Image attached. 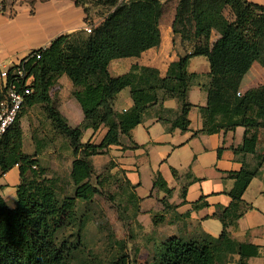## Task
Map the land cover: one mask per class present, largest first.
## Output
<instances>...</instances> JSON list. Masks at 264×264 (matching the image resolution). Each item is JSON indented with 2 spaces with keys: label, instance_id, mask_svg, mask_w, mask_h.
<instances>
[{
  "label": "trees",
  "instance_id": "16d2710c",
  "mask_svg": "<svg viewBox=\"0 0 264 264\" xmlns=\"http://www.w3.org/2000/svg\"><path fill=\"white\" fill-rule=\"evenodd\" d=\"M2 1L8 3V0ZM36 1L28 0L32 11ZM75 1L80 4L79 0ZM168 1L106 0L110 8L99 22H91V32L80 28L61 33L41 49L40 57L35 53L38 48L26 56L27 68L34 74V90L0 142L2 169L18 164L22 176L14 206H9L0 195V264H65L68 261L72 245L68 237H60L64 232V221L73 217L76 199H91L98 190L90 179L93 164L89 157L105 152L112 144H119L123 134L130 135L131 129L142 122L144 114L160 101L159 90L164 91L163 98L176 96L181 103L178 115L171 120L172 126L188 128V113L192 107L188 90L198 77L196 72L188 70L191 56L203 54L210 62L208 102L200 106L201 130L216 132L238 125L247 129L264 127V83L239 93L237 81L254 61L264 64L262 3L253 0H178L173 30L182 35L183 41L190 42L192 48L172 61L163 77L156 67L139 63H134L123 74H111L109 64L112 59L137 56L160 43L159 29L139 34L138 23L145 21L156 25ZM227 7L234 18L226 16L224 10ZM202 17H207L208 28L200 31ZM211 28L217 29L220 35L208 45L201 37L210 36ZM63 73L73 81V94L84 111L83 120L76 126L68 123L57 110L58 100L50 94L53 84ZM217 75L231 77L234 81L218 82ZM126 86L131 87L134 103L126 110H117L114 106L116 94ZM0 91L1 101L4 96L1 86ZM35 103L46 104L61 132L70 138L76 155L71 169L75 193L64 201H60L55 193L54 180L47 183L27 175L36 167L37 159L34 153L23 149L24 128L19 119L25 107ZM162 110L169 109L162 107ZM102 125L107 126V131L100 142L81 141L83 130L92 128L95 131ZM255 139L256 136L251 135V151H255ZM258 156L263 165L264 154ZM258 174L259 165H244L230 173L235 178L229 190L232 200L217 212L223 222L218 235L202 232L190 238L170 236L160 241L152 258L144 264H229L233 261L246 264L251 256L259 255V244L238 240L229 229L230 225L237 224L248 207L242 195ZM154 186L171 192L160 172L156 174ZM131 196L135 205L134 193ZM127 262V255L122 253L108 264Z\"/></svg>",
  "mask_w": 264,
  "mask_h": 264
},
{
  "label": "crops",
  "instance_id": "0c3cea01",
  "mask_svg": "<svg viewBox=\"0 0 264 264\" xmlns=\"http://www.w3.org/2000/svg\"><path fill=\"white\" fill-rule=\"evenodd\" d=\"M253 1L264 4V0ZM0 4V63L12 64L22 60L32 50L47 46L55 36L83 28L87 22L85 9L75 0H37L33 11L28 0L18 3L8 0L7 4L0 0ZM173 20L164 28L160 23L159 44L137 56L112 59L109 64L111 74H123L134 63H139L156 67L160 76H166L170 63L192 48L190 42L183 41L180 33L174 32ZM188 70L198 74L188 90V100L192 103L188 128L172 126L171 120L178 115L181 103L176 96L163 98L164 91L159 90L160 101L156 105H160V109H169L167 114L160 111L152 115L145 113L142 122L131 129L130 135L123 134L119 144L111 145L113 150L117 149L119 165L125 169L126 180L135 195L136 218L141 224L154 226L157 233L167 235L160 240L170 236L190 238L202 232L218 235L223 229V222L217 212L232 200L229 190L235 178L230 173L244 165L253 167L251 165L256 162V156L264 154L263 126L247 129L238 125L216 132L201 130L203 118L200 106L208 102V57L203 54L191 56ZM216 80L234 81L223 75H217ZM237 81L243 90L264 83V64L254 61ZM74 87L71 78L63 73L53 84L50 94L58 100L57 110L68 122L73 113H81L79 124L84 111L73 94ZM133 103L130 86L116 94L114 106L117 110H126ZM87 130L93 132L92 128ZM251 135L256 136L254 152L250 150ZM23 149L27 153L36 152L35 146L32 149L31 145H27L25 131ZM36 153L39 155V152ZM143 156L150 164V177L153 179L151 190L146 194L139 192L142 185L139 161L144 159ZM158 172L167 181L171 192L154 186ZM21 179L20 165L14 164L6 170L0 165V195L9 206L16 204L17 186ZM242 200L248 207L237 224L229 226L231 235L260 245V254L251 256L246 264H264V173L260 172L252 178Z\"/></svg>",
  "mask_w": 264,
  "mask_h": 264
},
{
  "label": "rangeland",
  "instance_id": "374dc122",
  "mask_svg": "<svg viewBox=\"0 0 264 264\" xmlns=\"http://www.w3.org/2000/svg\"><path fill=\"white\" fill-rule=\"evenodd\" d=\"M19 1L16 0L17 3ZM79 3L86 11L87 22H99L110 8L106 0H79ZM176 3L177 0L167 2L156 25L139 21V34L160 30V23L161 28L169 25L175 18ZM224 11L228 18H234L229 7ZM207 23V17H202L200 31L208 28ZM219 35L217 29L211 28L210 36L203 35L201 39L203 43L210 45ZM1 90L3 91L2 88ZM239 91L246 90L239 86ZM159 107L160 105L152 106L146 114L152 115L156 111L167 114V111ZM80 114L73 113L68 123L76 126ZM19 120L24 127L27 145H31L32 149L35 146L36 152H39V155L34 152L37 163L36 167L28 171V177H36L47 183L54 180V190L60 201L73 196L75 184L71 169L76 155L70 138L61 132L46 104H28ZM106 131V125L93 132L85 129L81 141L100 142ZM113 149L114 146H110L105 152L89 157L93 164L90 179L98 190L91 199H76L73 217L64 221V232L60 237H68L72 245L70 258L65 264H108L122 253L127 255V264H144L152 258L160 239L167 237L157 233L154 226L141 224L136 218V206L131 199L132 187L126 180L125 169L119 165L117 149ZM143 157L139 161L142 170L139 192L146 194L151 190L153 179L150 177V164L146 156ZM256 157V162L251 166L259 165V171L264 173V164H261L259 156Z\"/></svg>",
  "mask_w": 264,
  "mask_h": 264
},
{
  "label": "built area",
  "instance_id": "2783aa9c",
  "mask_svg": "<svg viewBox=\"0 0 264 264\" xmlns=\"http://www.w3.org/2000/svg\"><path fill=\"white\" fill-rule=\"evenodd\" d=\"M83 28L86 32H91L93 23L85 22ZM44 48L45 46L38 48L35 52L37 57L41 56V49ZM27 59L28 57L12 64L0 63V86L4 92L0 101V142L8 127L17 120L28 96L34 90V74L27 68Z\"/></svg>",
  "mask_w": 264,
  "mask_h": 264
}]
</instances>
